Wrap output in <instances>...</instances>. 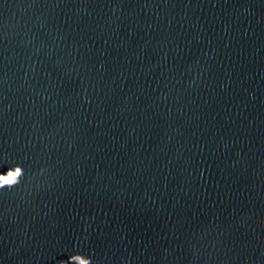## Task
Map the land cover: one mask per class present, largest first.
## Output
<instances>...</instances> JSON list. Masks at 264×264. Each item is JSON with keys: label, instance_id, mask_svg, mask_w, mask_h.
I'll return each instance as SVG.
<instances>
[{"label": "water", "instance_id": "water-1", "mask_svg": "<svg viewBox=\"0 0 264 264\" xmlns=\"http://www.w3.org/2000/svg\"><path fill=\"white\" fill-rule=\"evenodd\" d=\"M264 140V0H0V264H47Z\"/></svg>", "mask_w": 264, "mask_h": 264}, {"label": "clouds", "instance_id": "clouds-1", "mask_svg": "<svg viewBox=\"0 0 264 264\" xmlns=\"http://www.w3.org/2000/svg\"><path fill=\"white\" fill-rule=\"evenodd\" d=\"M23 174V169L17 166L15 170H8L7 175L0 174V187L13 185L18 182L17 178ZM72 261H78L79 264H91L90 260L83 258L82 254H74L67 261H62L61 264H71Z\"/></svg>", "mask_w": 264, "mask_h": 264}]
</instances>
